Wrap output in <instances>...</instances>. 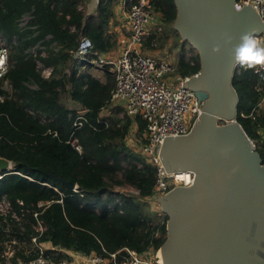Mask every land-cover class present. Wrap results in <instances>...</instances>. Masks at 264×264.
<instances>
[{"label": "trees", "instance_id": "obj_1", "mask_svg": "<svg viewBox=\"0 0 264 264\" xmlns=\"http://www.w3.org/2000/svg\"><path fill=\"white\" fill-rule=\"evenodd\" d=\"M89 1L0 0V37L9 52L8 70L0 77V156L13 166L10 173L0 174V201L10 205L0 214V264L5 243L11 245L9 260L15 264L36 256V245L44 242L52 247L44 254L58 260L69 258L66 250L104 257L123 248L157 250L166 239L168 215L149 210L144 200L153 192L157 169L125 142L133 121L137 134L143 133V120L119 116L120 108L97 118L114 84L111 72L105 68L104 81L75 67L56 75L58 66L71 60L70 51L81 36L97 53L116 45L108 27L117 0H99L92 12ZM134 1L125 0L126 7ZM149 2L161 18L160 33L172 29L175 0ZM24 15L29 19L21 25ZM158 37L156 31L149 32L144 42L150 45ZM37 43L42 48L33 55L29 51ZM37 62L53 68L49 78L41 75ZM199 69L198 53L180 54L178 73L188 76ZM67 84L71 99L84 110L78 128L73 126L78 110L60 100ZM231 85L237 95L235 119L264 163V110L259 109L264 86L252 69L239 67ZM72 138L80 152L71 146ZM59 178L74 183L79 192ZM121 186H131L136 193L115 190Z\"/></svg>", "mask_w": 264, "mask_h": 264}, {"label": "water", "instance_id": "obj_2", "mask_svg": "<svg viewBox=\"0 0 264 264\" xmlns=\"http://www.w3.org/2000/svg\"><path fill=\"white\" fill-rule=\"evenodd\" d=\"M99 0H90L88 12ZM236 0H175L173 27L196 50L200 69L185 83L202 102L199 119L185 135L165 134L155 152L165 172L193 173L160 198L168 215L162 264H264V164L235 119L237 95L231 44L249 30L264 29L250 6ZM214 45L220 50L213 52ZM224 120V124H219ZM13 169L0 156V174ZM68 188L75 184L58 179Z\"/></svg>", "mask_w": 264, "mask_h": 264}, {"label": "built area", "instance_id": "obj_3", "mask_svg": "<svg viewBox=\"0 0 264 264\" xmlns=\"http://www.w3.org/2000/svg\"><path fill=\"white\" fill-rule=\"evenodd\" d=\"M120 6L127 26L126 33L117 39L119 52L115 55L108 54L109 51L97 53L93 50L91 43L88 46L90 40L81 36L76 48L70 51L71 61L79 71L86 67L96 66L101 70L107 68L114 77L109 98L98 112L99 121L108 116L113 108L121 109L119 116L124 115L131 120L139 117L143 120L145 124L143 133L137 134L132 142L127 141L129 137L127 135L125 142L146 162L154 165L157 169L153 192L144 200H155L159 206L160 212L158 211V213L160 214L163 213L159 202L160 198L180 182L183 183V186L191 185L193 173L188 170H183L180 174L165 172L161 162L158 161L155 150L165 134L175 137L178 134L185 135L189 132L191 126L199 119L202 102L197 99L195 90L189 89V86L185 85L188 82L187 79L196 73L183 76L166 58L153 56L142 50L145 37L149 33L151 25L155 23L153 22L154 11L149 0H136L129 7H126L125 0H122ZM243 6L253 8L261 22L264 23V0H236V9ZM23 19L25 20L21 25L29 19V16L24 15ZM257 35L264 38V29ZM37 48H42V45L37 43L29 52L35 55ZM8 53L6 40L0 37V58L3 59V63L0 64V77L4 76L8 70ZM37 66L44 78H49L52 75L53 68L51 66H43L40 62H37ZM252 70L257 75L260 84L264 86V68L258 66ZM3 87L10 89L7 81H4ZM0 100H2L1 95ZM83 120V112H78L73 126L80 127ZM132 125L136 126V123L133 121ZM69 142L75 150L81 151V146L76 138H72ZM72 190L79 192L76 186ZM19 203L22 202L19 201ZM9 209V202L2 199L0 214H5ZM38 228L42 229L39 222ZM31 241L35 244L36 238H32ZM4 246V260L1 264H10L9 259L13 250L9 243H5ZM36 246L39 249L36 256L15 264H162L157 260L160 248L157 250L149 248L143 252L123 248L107 257L95 252L85 254L66 250L69 258L54 260L44 254L46 248L43 243Z\"/></svg>", "mask_w": 264, "mask_h": 264}, {"label": "rangeland", "instance_id": "obj_4", "mask_svg": "<svg viewBox=\"0 0 264 264\" xmlns=\"http://www.w3.org/2000/svg\"><path fill=\"white\" fill-rule=\"evenodd\" d=\"M120 1H122V0H120ZM115 5L113 4V10H114ZM94 8L95 7L92 8L91 12L94 10ZM153 19H154L153 22H155V23H153L151 25L148 32L156 31L159 37L157 39L153 40V42L150 45H148L146 42H144L142 50L145 53H148L150 55L157 56V57L166 58L169 62L172 63V65L174 67H176L177 60H178L181 53H183L186 57H189L190 55H194L197 53V50L187 40L183 39L174 27L172 29H168V30L165 29L164 33H160V30L157 28L160 27L161 31H162L163 25L161 24L160 16H158L155 12H153ZM24 20L25 19H22V23L24 22ZM155 24H157V25H155ZM72 67H74L73 62L71 60H68L66 63H63V64L58 66V69L56 71V75L62 76L65 74H69V71L71 70ZM83 71L88 72L94 76L98 75L102 79H105V70L101 71L100 68H98L96 66H91V67H86L84 69H81V72H83ZM69 89H70V84H67L65 87V90L63 92H61L60 100L67 107L74 108L73 106H77V105H79V103H77L76 101L71 99ZM7 90H9V89H7ZM79 108H80V106H77L76 109H79ZM259 109L264 110V95H263V97L259 103ZM119 115H121V113ZM218 123L224 124L225 121L220 120ZM136 132H137L136 126L132 125L130 127V131L128 134L129 137H128L127 141L132 142V140L137 136ZM252 144L255 148V143L252 142ZM115 190L123 191V192H131V193L136 192V190L131 186L115 187ZM146 203L148 205L149 210H151L153 212H157V213H158V211L160 212L159 206L157 205L155 200L146 199Z\"/></svg>", "mask_w": 264, "mask_h": 264}, {"label": "clouds", "instance_id": "obj_5", "mask_svg": "<svg viewBox=\"0 0 264 264\" xmlns=\"http://www.w3.org/2000/svg\"><path fill=\"white\" fill-rule=\"evenodd\" d=\"M226 43L231 44L229 52L233 66L243 70L264 68V38L259 37L255 30H249L239 35L236 43H232L233 37L225 35ZM90 46V42H88ZM220 50L219 45H214L213 52Z\"/></svg>", "mask_w": 264, "mask_h": 264}, {"label": "crops", "instance_id": "obj_6", "mask_svg": "<svg viewBox=\"0 0 264 264\" xmlns=\"http://www.w3.org/2000/svg\"><path fill=\"white\" fill-rule=\"evenodd\" d=\"M157 15L159 16V14H157ZM126 26H127V24H126V20L124 18V14H123L122 8L120 6V0H117L116 5L114 6V10H113V16H112V18H111V20L109 22V27H108V33L110 35L114 36V38L116 40V45L111 51L108 52V54L115 55V54H117L119 52V47L117 45V39L120 37V35L126 33ZM101 71H103V70H101ZM95 76L98 77L99 80L104 81V79H102L100 76H98V75H95ZM77 106H80V104L77 105ZM77 106H73L74 109H76ZM69 108H71V107H69ZM77 110H78V112H83L84 111L81 108V106ZM43 245H44V247L46 249L51 248V245L48 242H44Z\"/></svg>", "mask_w": 264, "mask_h": 264}, {"label": "snow or ice", "instance_id": "obj_7", "mask_svg": "<svg viewBox=\"0 0 264 264\" xmlns=\"http://www.w3.org/2000/svg\"><path fill=\"white\" fill-rule=\"evenodd\" d=\"M3 63V59L2 58H0V64H2Z\"/></svg>", "mask_w": 264, "mask_h": 264}]
</instances>
